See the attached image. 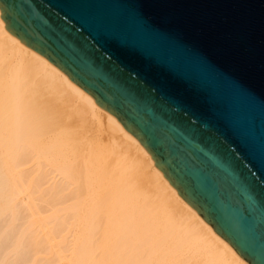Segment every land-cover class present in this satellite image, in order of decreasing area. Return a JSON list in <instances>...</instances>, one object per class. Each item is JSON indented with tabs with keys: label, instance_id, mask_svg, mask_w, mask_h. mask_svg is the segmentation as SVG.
<instances>
[{
	"label": "water",
	"instance_id": "1",
	"mask_svg": "<svg viewBox=\"0 0 264 264\" xmlns=\"http://www.w3.org/2000/svg\"><path fill=\"white\" fill-rule=\"evenodd\" d=\"M0 11L264 264V0H0Z\"/></svg>",
	"mask_w": 264,
	"mask_h": 264
},
{
	"label": "bare ground",
	"instance_id": "2",
	"mask_svg": "<svg viewBox=\"0 0 264 264\" xmlns=\"http://www.w3.org/2000/svg\"><path fill=\"white\" fill-rule=\"evenodd\" d=\"M0 264L249 263L0 17Z\"/></svg>",
	"mask_w": 264,
	"mask_h": 264
}]
</instances>
